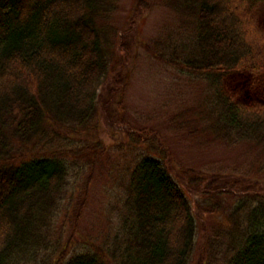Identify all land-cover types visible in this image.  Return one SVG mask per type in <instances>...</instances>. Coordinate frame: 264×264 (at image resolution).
I'll return each mask as SVG.
<instances>
[{"label": "trees", "instance_id": "trees-1", "mask_svg": "<svg viewBox=\"0 0 264 264\" xmlns=\"http://www.w3.org/2000/svg\"><path fill=\"white\" fill-rule=\"evenodd\" d=\"M120 1L0 0V264H264V191L233 193L206 183L200 170L172 167L151 128L127 135L130 148H143L125 170L118 228L102 243L55 258L57 223L71 205L77 223L92 173L82 185L76 179L105 151L87 140V126L107 93L120 104L125 90L117 70L126 55L117 53L109 22ZM160 1L176 22L153 38L154 56L202 80V129L226 143L254 142L264 164V104L244 105L223 85L227 75L256 77L264 67L246 63V50L220 18L222 0ZM135 3L136 18L150 8ZM263 4L248 0V10L259 19ZM194 204L198 214L223 215L224 226L202 235L199 248Z\"/></svg>", "mask_w": 264, "mask_h": 264}, {"label": "rangeland", "instance_id": "rangeland-1", "mask_svg": "<svg viewBox=\"0 0 264 264\" xmlns=\"http://www.w3.org/2000/svg\"><path fill=\"white\" fill-rule=\"evenodd\" d=\"M136 1L121 0L109 20L116 28V51L120 55L123 50L126 55V59L118 62L117 70L126 77L125 90L120 104L117 99L107 97V93L102 103L99 102L95 124L87 126L92 132L87 140L95 138L105 145V151L99 155L93 169L88 167L76 179V185H82L92 173L86 194L87 204L77 223L72 216V205L68 210L71 212L69 218L62 216L57 223L58 232L53 239H59L60 251L55 258H68L86 242L102 243L107 232L118 228L120 217L115 213L121 205L119 195L126 177L125 170L132 165L135 154L142 147L139 145L136 151L130 148L128 132L151 129L158 132L169 150L172 167L200 170L206 176V183L220 185L233 193L246 188L264 191L261 147L250 141L226 143L202 129L204 124L197 113L205 93L202 80L189 78L184 72L165 66L150 48L153 38L162 32L163 27L175 24V12L162 5L160 0H145L150 8L136 18L133 9ZM259 22L264 26V4ZM223 85L227 93L244 105L264 104V73L256 77L247 72L227 75ZM190 127H196L195 134L189 133ZM85 132H80V141L87 138L85 135L88 134H82ZM188 197L193 203L190 194ZM192 209L199 248L203 244L202 235H213L215 229L224 226L221 224L223 215L198 214L195 204Z\"/></svg>", "mask_w": 264, "mask_h": 264}, {"label": "clouds", "instance_id": "clouds-1", "mask_svg": "<svg viewBox=\"0 0 264 264\" xmlns=\"http://www.w3.org/2000/svg\"><path fill=\"white\" fill-rule=\"evenodd\" d=\"M220 18L246 50V63L264 67V26L248 10V0H222Z\"/></svg>", "mask_w": 264, "mask_h": 264}]
</instances>
